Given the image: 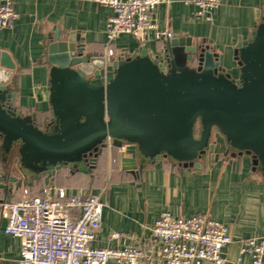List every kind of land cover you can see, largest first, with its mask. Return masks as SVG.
I'll use <instances>...</instances> for the list:
<instances>
[{
  "label": "crops",
  "instance_id": "0c3cea01",
  "mask_svg": "<svg viewBox=\"0 0 264 264\" xmlns=\"http://www.w3.org/2000/svg\"><path fill=\"white\" fill-rule=\"evenodd\" d=\"M17 19L11 28H0V51L15 65L9 85L16 93L15 107L24 115H37V126L49 130L55 120L50 104L51 65L48 48L61 32L64 38L79 36L86 54L106 55V28L113 11L94 0H13ZM154 22L172 38H191L213 52L235 46L264 23V0H222L210 18L196 16L187 0H162L153 12ZM167 40L149 36L141 44L130 35L120 36L114 49L128 57L136 49L160 54ZM107 58V57H106ZM200 134V133H199ZM214 150L195 165L170 157L156 163L144 160L135 171L123 167L121 151L109 144L96 155L93 166L84 170L61 168L54 175H37L23 170L18 149L8 153L0 137V203H16L27 190L45 197L57 189L70 194L98 195L105 204L101 228L92 247L118 249L126 245L145 248L153 240L152 227L164 211L175 216H209L228 227L232 244L223 255L226 264H252L240 255V242L264 240V174L252 155L225 152V141L217 136ZM215 137L210 143H215ZM129 157V156H128ZM21 182L9 192L10 178ZM6 220L0 208V264H20L21 242L5 233ZM119 235L116 237L115 235ZM109 264H116L110 262Z\"/></svg>",
  "mask_w": 264,
  "mask_h": 264
},
{
  "label": "water",
  "instance_id": "95a60500",
  "mask_svg": "<svg viewBox=\"0 0 264 264\" xmlns=\"http://www.w3.org/2000/svg\"><path fill=\"white\" fill-rule=\"evenodd\" d=\"M48 62L55 120L43 131L36 114L15 107V65L0 51V137L8 153L18 149L23 176L86 171L108 138L131 171L164 157L199 166L217 136L227 154L252 155L264 174V23L222 53L183 37L160 54L138 48L109 58L86 54L79 36L59 31ZM10 181L12 193L22 181Z\"/></svg>",
  "mask_w": 264,
  "mask_h": 264
},
{
  "label": "built area",
  "instance_id": "2783aa9c",
  "mask_svg": "<svg viewBox=\"0 0 264 264\" xmlns=\"http://www.w3.org/2000/svg\"><path fill=\"white\" fill-rule=\"evenodd\" d=\"M94 1L113 11L107 22L105 58L116 55L114 45L122 35L141 44L151 34L158 41L172 39L153 19L162 0ZM187 2L196 7L197 17L209 19L222 0ZM17 17L13 0H0V28L13 27ZM24 195L20 202L0 203L5 233L21 242L20 264H226L223 252L233 242L228 227L209 216L184 217L164 211L145 248L133 244L94 248L91 244L101 228L105 207L100 196L70 194L65 189L45 197L31 196L27 190ZM240 255L249 256L252 264H264V240H242Z\"/></svg>",
  "mask_w": 264,
  "mask_h": 264
}]
</instances>
